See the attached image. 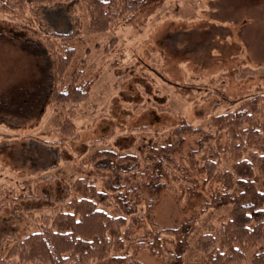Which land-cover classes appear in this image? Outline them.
<instances>
[{
	"label": "rangeland",
	"instance_id": "374dc122",
	"mask_svg": "<svg viewBox=\"0 0 264 264\" xmlns=\"http://www.w3.org/2000/svg\"><path fill=\"white\" fill-rule=\"evenodd\" d=\"M37 6L35 18L0 0V97L23 84L36 87L45 72L19 46L16 35L41 39L51 57L61 42L51 34L72 31L75 16L82 41L75 44V60L58 89L72 69L86 78L98 72V77L88 98L76 107L57 105L48 97L27 118L0 113V258L14 241L41 230V214L74 196L70 186L86 177L84 159L94 150L138 154L142 147L169 143L182 124L211 132L213 115L233 110L240 98L264 93V0H162L144 21L127 14L123 23L114 20L99 34L87 30L84 0H38ZM113 36L116 41L110 45ZM16 98L13 91L7 99L13 103ZM6 107L14 109L12 104ZM67 119L74 129L63 131ZM196 140L185 135L175 159L195 150ZM220 166L229 168L230 163L222 159ZM101 179L95 178L100 189ZM175 181L157 196L155 230L176 228L193 215ZM202 193L207 198V191ZM104 210L118 214L114 206ZM229 210L199 215L182 264H203L196 239ZM162 242L167 251L173 247L171 236H162ZM123 253L130 254V248ZM133 258L139 264H168L143 249Z\"/></svg>",
	"mask_w": 264,
	"mask_h": 264
},
{
	"label": "trees",
	"instance_id": "16d2710c",
	"mask_svg": "<svg viewBox=\"0 0 264 264\" xmlns=\"http://www.w3.org/2000/svg\"><path fill=\"white\" fill-rule=\"evenodd\" d=\"M37 2L4 0L9 8L30 12L35 18ZM84 2L90 34L108 31L114 20L123 23L127 14L144 21L162 5V0ZM142 20L138 24H143ZM71 24L72 31L51 34L61 41L60 52H52L51 57L41 39L16 35L19 46L35 56L45 72L41 71L36 87L23 84L3 93L0 113L27 118L37 114L48 97L52 103L71 107L88 98L98 72L86 78L82 71L72 69L58 89L75 60V44L82 41L77 35L79 18L73 17ZM115 41L113 36L109 44ZM13 91L17 98L10 103L7 98ZM238 102L233 110L211 117V132L182 124L173 130L169 143L142 147L138 154L94 150L84 159L89 168L86 177L75 179L70 186L74 196L61 199L55 210L41 214V230L14 241L0 264H139L133 257L141 249L159 261L182 264L196 219L209 209L222 207L230 209L228 215L196 239L195 248L203 256V264H245L247 260L248 264H264V93ZM9 104L13 110L6 107ZM64 123L63 131L74 129L68 119ZM185 135L197 136V148L175 159ZM222 159L230 163L229 168L220 166ZM97 176L102 177L101 189L96 186ZM177 178L179 193L187 200L186 208L194 210L193 215L176 228L155 230L153 206L157 196ZM203 191H207V198ZM176 201L180 202L178 197ZM110 206L116 207L118 214L104 210ZM162 236L173 238L170 251L165 250ZM126 247L130 254H122Z\"/></svg>",
	"mask_w": 264,
	"mask_h": 264
}]
</instances>
